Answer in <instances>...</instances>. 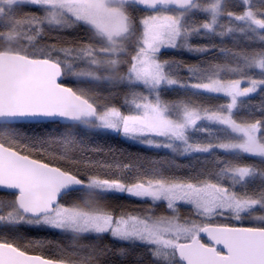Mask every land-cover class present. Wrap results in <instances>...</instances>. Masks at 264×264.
<instances>
[{
    "label": "snow or ice",
    "instance_id": "6c2138e0",
    "mask_svg": "<svg viewBox=\"0 0 264 264\" xmlns=\"http://www.w3.org/2000/svg\"><path fill=\"white\" fill-rule=\"evenodd\" d=\"M0 264H264V0H0Z\"/></svg>",
    "mask_w": 264,
    "mask_h": 264
},
{
    "label": "trees",
    "instance_id": "16d2710c",
    "mask_svg": "<svg viewBox=\"0 0 264 264\" xmlns=\"http://www.w3.org/2000/svg\"><path fill=\"white\" fill-rule=\"evenodd\" d=\"M185 58L187 59V58H189L188 56H185ZM125 147H127V145H124ZM133 150H135V149H133ZM126 202H131V203H134V201H126Z\"/></svg>",
    "mask_w": 264,
    "mask_h": 264
}]
</instances>
